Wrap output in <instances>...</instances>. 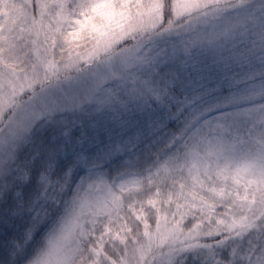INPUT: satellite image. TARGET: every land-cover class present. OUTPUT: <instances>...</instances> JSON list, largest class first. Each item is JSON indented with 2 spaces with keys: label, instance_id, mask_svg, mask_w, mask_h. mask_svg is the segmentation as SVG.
Instances as JSON below:
<instances>
[{
  "label": "snow or ice",
  "instance_id": "6c2138e0",
  "mask_svg": "<svg viewBox=\"0 0 264 264\" xmlns=\"http://www.w3.org/2000/svg\"><path fill=\"white\" fill-rule=\"evenodd\" d=\"M3 3L0 264H264V0Z\"/></svg>",
  "mask_w": 264,
  "mask_h": 264
},
{
  "label": "rangeland",
  "instance_id": "374dc122",
  "mask_svg": "<svg viewBox=\"0 0 264 264\" xmlns=\"http://www.w3.org/2000/svg\"><path fill=\"white\" fill-rule=\"evenodd\" d=\"M16 3H19L20 0H15ZM7 10V12L5 11ZM17 15V9L14 3H3L0 4V15L4 14ZM237 162L242 166H247L251 169L255 178H259L262 173H264V149L262 146L257 143H250L246 146L245 150L242 153L238 154ZM237 215L241 213V209H235ZM190 243L193 241L189 240ZM242 252H238L237 255H241Z\"/></svg>",
  "mask_w": 264,
  "mask_h": 264
}]
</instances>
